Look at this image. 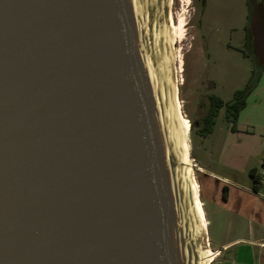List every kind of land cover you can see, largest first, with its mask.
Returning a JSON list of instances; mask_svg holds the SVG:
<instances>
[{"label": "water", "instance_id": "1", "mask_svg": "<svg viewBox=\"0 0 264 264\" xmlns=\"http://www.w3.org/2000/svg\"><path fill=\"white\" fill-rule=\"evenodd\" d=\"M165 1L0 0V264H206Z\"/></svg>", "mask_w": 264, "mask_h": 264}, {"label": "rangeland", "instance_id": "2", "mask_svg": "<svg viewBox=\"0 0 264 264\" xmlns=\"http://www.w3.org/2000/svg\"><path fill=\"white\" fill-rule=\"evenodd\" d=\"M234 5L236 12L232 24L238 28V33L232 36V43L240 47L243 42L242 27L246 23L244 0H234ZM194 7L193 0L165 1L166 26L172 35L174 25L176 35L173 43L176 98L187 127L190 157L194 165L214 173L215 177H227L246 183L251 167H257L261 174L264 172V161L260 159L261 142L264 140V67L253 57L251 46L249 58L246 57L248 54L244 56L236 48L226 47L230 34L225 29L230 25L218 26V33L212 37L205 36L207 40H201L200 43L197 30L198 9L194 11ZM250 13L249 10V15ZM250 39L249 37V42ZM205 43L208 44V49H204ZM247 85L252 91L247 98L246 108L240 113L239 118L242 120L236 125L240 134L232 132L223 109L216 119L214 132L208 137H201L197 121L200 122L203 115L199 110L204 109L202 104L207 96L215 94L224 101H230L236 91ZM196 113L198 115L194 117ZM249 132L255 138L250 137L252 134ZM250 143H253L254 149H250ZM208 176L204 172H194L195 185L198 183L200 188L198 203L200 204L201 199L208 226V231L206 229L201 232L199 242L204 252L208 249L213 252L221 251L211 264H232L236 250L224 251L221 246L217 249L216 243L224 239L222 225L225 218H220V215L219 220H216L212 215L213 207L206 201L204 182L208 180Z\"/></svg>", "mask_w": 264, "mask_h": 264}, {"label": "crops", "instance_id": "3", "mask_svg": "<svg viewBox=\"0 0 264 264\" xmlns=\"http://www.w3.org/2000/svg\"><path fill=\"white\" fill-rule=\"evenodd\" d=\"M240 120L242 119L239 118L238 122ZM239 131L236 128V131L232 132L240 134ZM249 134L255 138L253 133ZM261 146L260 159L264 161V140ZM250 149H254L253 143H250ZM199 168L209 174L208 180L204 182V195L207 203L213 207L212 215L216 220H219L220 215H222L220 218H225L223 225L220 224L224 229V239L216 243L217 249L219 246L224 251L235 249V261L232 264H264V172L261 174L257 167H251L246 183H241L227 177H215L214 173L200 166ZM251 171L253 175L250 174ZM196 187L200 195L198 183ZM199 205L203 210L208 231L207 217L201 199Z\"/></svg>", "mask_w": 264, "mask_h": 264}, {"label": "flooded vegetation", "instance_id": "4", "mask_svg": "<svg viewBox=\"0 0 264 264\" xmlns=\"http://www.w3.org/2000/svg\"><path fill=\"white\" fill-rule=\"evenodd\" d=\"M193 3L195 4L194 11L196 8L198 9L197 13L199 18L197 23V28H198L197 30L199 32L198 39L200 43L201 40L204 41L207 40V37L205 36L212 37L214 34L218 33L220 31L219 28H217L218 26L230 25L227 26L226 29L223 27L230 34V40L226 43V47L228 49L236 48V50H240V52H242L244 56L248 54V56L246 57L249 58V46H251L253 49V45H254V42L253 43L249 42V10H250L249 0H244L246 23L242 27L243 42L242 45H240V47L232 43V38H233L232 36L238 33V28L232 24L236 12L234 0H193ZM263 5H264V1H263ZM172 27H173V32H172V45H173L175 38L174 25H172ZM263 29H264V25H263ZM208 48H209L208 44L205 43L204 49H208ZM253 53H254V49H253ZM209 96H207V100L204 102V104H202L204 105L203 106L204 109L199 110V112H202L203 114L200 119V122L197 121L199 128L203 124V118L209 112V104H210L208 99ZM196 115L198 114L196 113L194 117ZM194 167L198 168L197 171L202 172L199 166L194 165Z\"/></svg>", "mask_w": 264, "mask_h": 264}, {"label": "trees", "instance_id": "5", "mask_svg": "<svg viewBox=\"0 0 264 264\" xmlns=\"http://www.w3.org/2000/svg\"><path fill=\"white\" fill-rule=\"evenodd\" d=\"M249 8H250V26H249V37L251 38L250 42L253 43V36L251 31V17H252V11L253 5L251 0H249ZM253 57L255 60L258 61V63L261 64L262 67L264 65L258 60V58L253 53ZM252 89L249 88V85H247L244 89L238 90L234 93L232 100L230 101H224L221 97L211 94L209 96V112L208 114L203 118V124L199 128V133L202 137H208L214 132V128L216 125V119L219 116L221 110L224 109L225 111V118L229 124H231V130L236 131V125L240 116V113L246 108L247 105V98L249 94L251 93ZM251 175H253V171L250 172Z\"/></svg>", "mask_w": 264, "mask_h": 264}, {"label": "bare ground", "instance_id": "6", "mask_svg": "<svg viewBox=\"0 0 264 264\" xmlns=\"http://www.w3.org/2000/svg\"><path fill=\"white\" fill-rule=\"evenodd\" d=\"M165 37H166V43H167V46H168L167 58H168V61H169V66H170V68H172V72H173L172 84H173V88H174V91H175L173 110H174V112L176 114L175 118H176V120L178 122L179 137H180L181 141L183 142V145H184V148H185L187 162L190 165L189 173H190V176H191V185H192L193 197H194V201H195V211H196V214L198 216V219L200 220L199 230H200V232H202V231H206V228H205V223L206 222H204L205 221V216H204L203 210H202L201 206L198 203V191H197V187H196L195 182H194L195 169H194V163L192 162L193 160L191 159L190 153H189L190 150H189L188 139H187V127H186L185 121L182 118V111H181V109L179 107V104H178V101H177V98H176L177 86H176L175 80H174V68H173V61H174L173 60V55H174V52H173V45H172V35L169 33L168 26L165 29ZM205 254L207 255L206 256V259H207L206 260V264H211L212 261L215 258V252H213L211 249H208L205 252Z\"/></svg>", "mask_w": 264, "mask_h": 264}, {"label": "built area", "instance_id": "7", "mask_svg": "<svg viewBox=\"0 0 264 264\" xmlns=\"http://www.w3.org/2000/svg\"><path fill=\"white\" fill-rule=\"evenodd\" d=\"M218 254H217V251L215 252V257L217 256Z\"/></svg>", "mask_w": 264, "mask_h": 264}]
</instances>
